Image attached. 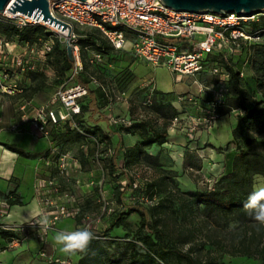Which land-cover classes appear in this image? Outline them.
<instances>
[{"label":"built area","instance_id":"obj_1","mask_svg":"<svg viewBox=\"0 0 264 264\" xmlns=\"http://www.w3.org/2000/svg\"><path fill=\"white\" fill-rule=\"evenodd\" d=\"M49 7L51 14L64 21L66 26L62 30L51 23L41 21L39 23L47 26L49 36L39 41L32 43L25 41V43L29 45L30 52H41L45 56L52 47L53 37L63 36L65 42L72 45L73 67L64 81L67 83L55 89L45 102L41 104L23 102L19 109L22 111L21 116L32 122L36 133L47 140V145L40 155V161L45 170L37 171L34 179V193L39 202L38 212L47 214L50 224L47 229L41 230L31 226L32 218L26 221H0V228L14 231L15 235L10 238L11 243L18 242L30 232L44 243L55 223L62 218L79 216L80 221L86 222L84 227H89L91 219L84 211L83 201L95 188L98 201H101V214L114 211L116 206L113 202L106 201L103 196L106 185L104 160L113 153L114 146L105 140L88 135L93 147L91 152L85 143L80 144V147L85 154L90 153L89 163L98 164V173L94 174L92 170L83 172L82 164L74 150L57 143L50 130L53 125L67 122L83 133L77 125L75 116L80 112L79 99L87 93V87L77 81L68 83L82 68L79 47L74 43L78 35L74 31V25L98 28L113 47L124 48L128 45V49L135 56L147 63L164 64L174 74L190 76L198 92L202 93L197 95L186 92L177 95L176 102L179 109L170 119L168 131L170 128L173 130L181 128L186 120L187 125L181 129H189L193 134L198 131L196 128L198 123L207 127L218 118L216 107L223 103L221 92L213 99H208L207 90L208 88L210 90V87L197 80V74L206 67L205 58L209 54L218 53L225 59H232L244 49H250L252 44L264 42V27H252L253 22L259 21L264 16V9L248 15L238 14L235 11L195 12L171 8L161 0H50ZM0 18L11 19L12 23L19 28L27 23H37L36 19L26 14L6 10L0 12ZM67 33L68 37L65 38ZM196 34L202 37L195 39ZM0 48L3 47L0 46ZM94 56L99 57L100 53L95 52ZM11 64L20 71L29 66L25 57L20 54L13 56ZM209 72L219 75V79L227 83L228 71L217 61L210 64ZM239 74H244L242 69ZM11 76L8 64L4 63L0 68V88L7 93H17L21 91L22 86L16 81L4 83ZM195 107L204 110L205 114L203 116L192 114L191 109ZM141 117L144 115L140 114L137 118ZM109 121L112 125L117 123L129 125L132 117L110 116ZM189 133L191 132H187ZM120 183L122 184L121 180ZM75 187L84 188L83 193L77 194L74 191ZM132 187H139L136 179H133ZM141 199L142 202L151 204L155 196L150 199L141 197ZM9 206L8 198L0 197V215H6ZM76 228H81V223L74 229ZM40 255L48 262L60 264L72 262L70 258L60 259L57 255L45 250H41Z\"/></svg>","mask_w":264,"mask_h":264},{"label":"trees","instance_id":"obj_2","mask_svg":"<svg viewBox=\"0 0 264 264\" xmlns=\"http://www.w3.org/2000/svg\"><path fill=\"white\" fill-rule=\"evenodd\" d=\"M257 26L264 27V16L259 21L252 23V27ZM113 27L123 28L121 26ZM0 32H3L8 37H14L18 41L30 43L44 39L49 34L46 26L42 23H27L19 28L8 18H0ZM76 33L78 35L74 43L79 47L81 58H84L88 47L96 52L108 54L110 45L100 36L98 29ZM243 51H245L246 55L250 52L249 62L252 68V76L258 85L264 86V42L254 43L250 49L246 48ZM45 57L46 63L51 62L61 75H67L73 67L74 59L68 57L66 45L62 44L60 37H54L52 47ZM210 60L211 63L219 61V65L228 71V96L226 100L229 101L227 102L229 108L242 111L238 121L231 129V141L235 144L236 151L225 154L227 156L226 170L215 179L209 188L185 190H182L177 185H171V182L166 180L169 175H160L154 181L146 184V188H150L147 196L150 198L155 196V193H152L154 192L152 188L156 185L165 188L167 190L166 195L157 197L156 201L148 205L136 200L125 204L121 210H118L115 206L114 211L109 213L114 216L110 219L108 225L99 233L94 234L95 238L89 248L85 252L77 253L76 261L70 264H182L183 262L184 264H216L215 260H202L201 257L194 255L191 250L178 248L175 242L168 240L166 231L159 224V218L155 216V212L167 208L168 205H173L174 198L178 201V207L173 210L174 212L176 209L181 211L183 218L189 214L194 216L199 210L203 209L210 212H234L238 224L243 227V230L247 227L252 229L247 239L253 249H251L250 245H245L241 248L240 253L251 255L252 251L264 252V247L262 249L258 247L264 239V226L256 222L243 207L248 195L254 188L253 175L260 174L264 176V138H260L257 135L259 130H264V97L255 99L246 90L241 82L244 74H239L240 67L236 65L235 60L225 59L218 53L209 54L205 58L206 63ZM88 70L87 64L82 62V68L74 76L78 82L85 86L89 82L86 73H91ZM151 92L142 105L145 111L144 117H132V122L129 125H124L123 123L111 124L114 128L118 127L126 132H134L137 129L143 132L142 139L138 144L123 150L122 156L127 164L139 161L150 162L154 166L157 164V156L149 155L145 148L153 143L160 145L166 141L170 119L178 112L171 102H163L158 98V95L159 97L162 96L160 91L153 89ZM84 96L79 99L80 112L75 116L77 125L82 129L83 133L77 128L70 126L67 122L53 125L50 129L53 139L62 147L72 148L70 143L75 142L77 144L78 150L72 149L81 162L82 167L89 163L88 155L90 153L88 155L85 154L80 144H87L90 152L93 148L90 138L87 137L88 135L112 144L110 135L107 132L101 131L97 126L87 124L81 117V112L85 106L81 102ZM147 113L150 115H147ZM158 118L162 120L160 126ZM3 144L11 150L23 152L14 144L5 142ZM116 157L117 150L114 147L113 153L107 156L104 162L105 165L108 163L111 168L120 172L118 175L119 179H117L115 184L116 193L114 192L113 194L119 202L123 203V195L125 196L126 194L130 198L134 195L133 190L136 192L140 187L133 188V177L129 176L126 179V183L120 188L122 186L120 178L122 174H125V168L117 165ZM183 164L191 169H199L201 165L198 155L189 148L184 151ZM106 172H109V167H106ZM111 172L114 173L113 170ZM93 192L97 193V189L95 188ZM8 194L14 198L9 200L14 201L16 198L14 191L10 190ZM95 197H97V194ZM88 201L90 199H84L83 208ZM130 213H136L139 217L136 231L132 232L130 238L124 241L121 249L117 251L115 249L110 250L109 246L112 244V241H110L112 238H108L106 235L114 227L118 225L122 227ZM76 218L79 221L80 217ZM14 235V231L10 229L0 228V236L11 238Z\"/></svg>","mask_w":264,"mask_h":264},{"label":"rangeland","instance_id":"obj_3","mask_svg":"<svg viewBox=\"0 0 264 264\" xmlns=\"http://www.w3.org/2000/svg\"><path fill=\"white\" fill-rule=\"evenodd\" d=\"M47 27V26H46ZM48 28H46L47 30ZM49 32V30H47ZM75 32H83V27L74 25ZM47 37L49 34L46 35ZM53 37V36H52ZM202 35L196 34L195 39L201 38ZM54 38V37H53ZM105 38V37H104ZM62 44L66 45L63 36L61 37ZM39 45H37L38 47ZM94 50L90 47L86 49L84 58H81L82 62L87 64L89 68L88 71L93 74V76L98 79L101 74V77H104L110 81L113 86L120 87L124 82H132L130 83V87L128 88L125 95L129 99L130 104L134 103H142L146 99V90L144 88H139L134 81L137 72H135L130 67V60L132 56L130 55H121V56H108L107 54H103L98 58L94 59L92 55ZM39 55L43 57V61L46 62V55L39 52ZM233 58L236 61V65L240 67V69L244 72V77H242V84L246 88V90L250 93L251 96L257 98L264 97V86L258 85L252 76V68L249 62V58L247 57L245 51L240 54L235 55ZM54 60V59H53ZM110 63V64H109ZM139 72H141L142 68L145 69L146 72H149L150 75L156 76V78L163 79L164 81L168 80L171 82L173 78V73L164 65H151L150 63L142 66L144 61L139 60ZM211 60L206 64L204 76L202 77L203 83L210 87L207 90V98L213 99L219 92L222 93V101L223 104L221 106H217L216 110L218 111V118L211 123L209 126L205 127L202 124H197L196 128L198 129L196 134H193L189 129H181L187 125V121L184 120V126H181L179 129H169V133H180L186 136L188 139L192 141H198L199 137L202 133L210 134L211 130L213 131V127L216 124L218 134L212 132L216 141L214 144L219 147L217 153L218 155L209 156L207 153V149L202 150L204 145L208 144L205 140L201 142L203 146H199V143H193L194 146L191 147V151H194L199 157L200 160V168L199 169H191L188 166H180L179 160L181 157V150L178 148L165 149L162 150L164 154L158 158V162L155 166H151L143 162L142 165H138L135 162H131L127 164L122 159L117 156V162H120L122 167L125 168V174H122L120 180H122L123 184L126 183L127 177H133L136 179L139 184V190L133 193L134 195L130 198L124 199L125 202L132 203V201H143L141 197H146L150 199L148 195L149 189L146 188L145 180L142 179L144 177L147 178H158L161 173L160 169L165 172V174L169 175L166 178L167 181L171 182V185H177V182H181V185L184 183H195L196 188H209L212 186L215 179L219 177L221 173L226 170L227 163V154L228 152H234L235 144L231 141V133L229 135V130L231 131L232 127L238 121L242 111L237 109H230L226 100L228 96L227 91V83H224L223 80H220L219 75L211 74L208 70L210 68ZM218 64L220 62L218 61ZM52 68V81L44 87L40 96L41 98H45L49 93L53 92L58 87L62 86V84H66V78L68 74H59L53 64L51 62L48 63ZM78 77V76H77ZM184 78H189L190 83H185V81H176L177 85L180 88H187L186 91L178 92V94H185L186 92H193L197 95H200L202 92H198L197 86L190 81L192 78L190 76L184 75ZM74 79L71 78L69 82H73ZM117 93V91H116ZM117 95H122L117 93ZM124 95V94H123ZM173 97V95H171ZM202 107V106H201ZM141 113V112H139ZM138 113V114H139ZM192 114L203 116L205 114L204 110L199 108H192ZM143 114V113H141ZM232 114V117L230 116ZM111 116H119V115H111ZM162 120H158L161 123ZM226 131L228 136L223 132ZM187 132H191L187 134ZM257 135L260 138H264V130H259ZM219 137V139L217 138ZM190 140V141H191ZM197 149V152L195 151ZM119 158V159H118ZM208 158V160L206 159ZM210 161V162H209ZM160 165H163L164 168ZM104 166L109 167V172H106V185L105 192L103 194L106 201H111L116 205L118 210L124 208L121 203L117 200L116 196L113 194L116 193L115 184L117 183V179H119L118 175L120 172L116 171V169L111 168L108 163ZM83 172L88 170H92L94 174L98 173V164L95 162L88 163L85 167L82 168ZM177 169V170H176ZM111 170H113L112 173ZM159 174V175H158ZM193 181V182H192ZM264 186V176L260 174L253 175V187H261ZM155 193V200L159 196L166 195V189L156 185L152 188ZM132 191V190H129ZM95 193V192H94ZM131 193V192H130ZM98 201V197H94L89 203L88 206L84 207V211L91 219L89 222V228L94 234L99 233L104 227L108 225L110 219L114 216L109 213H100V203ZM147 205L150 202H146ZM178 201L176 198L173 199V205H168L167 208L160 209L155 212V216L159 218V224L164 228L167 234V238L169 241L175 242V245L178 248L183 250H191L194 255L201 257L202 260L212 259L216 261V264H264V252H255L252 251L251 255L241 254L240 250L245 245H250L248 242L249 232L252 231L251 227H247L243 230V227L238 224V220L236 218V214L234 212H221V211H206L205 209L199 210L194 216L189 214L185 218L181 211L174 212V208L178 207ZM139 217L136 213H130L120 228L119 225L114 227L111 231H109L108 238H112L111 245L109 246L110 250L115 249L116 251L121 249L124 241L130 238L131 233L136 231V227L138 225ZM81 227H84L86 222L80 221ZM264 226V225H263ZM115 244V246H114ZM251 249H253L252 245H250ZM260 249L264 247V239L259 244ZM184 264V262L182 263Z\"/></svg>","mask_w":264,"mask_h":264},{"label":"crops","instance_id":"obj_4","mask_svg":"<svg viewBox=\"0 0 264 264\" xmlns=\"http://www.w3.org/2000/svg\"><path fill=\"white\" fill-rule=\"evenodd\" d=\"M98 29L93 27H84L83 30ZM99 30V29H98ZM126 34L129 32L125 31ZM100 36L110 45L108 50V56H121L123 54L132 56L130 60V67L137 75L134 79L135 83L139 88H144L146 90V99L149 93L153 89L158 90L162 93V96L158 98L163 102L169 101L172 103L176 109H179V105L176 102V97L178 92H183L188 90L187 88H180L176 81H185V83H190L189 78H184V76H179L177 74L173 75L171 82L168 80L156 78L154 75H150L142 68L139 72V60L144 61L142 64H148L145 60L135 56L129 49L128 45L124 48L113 47L109 40L101 33ZM105 37V38H104ZM0 68L4 63L8 64V69L12 76L9 80L4 81L8 84L11 81H16L22 86L21 91L17 93H7L2 88H0V197L14 199L13 196L8 194L10 190L15 193V200H9V210L6 215H0V221L2 222H13V221H26L32 218V213L39 211L38 198L34 193V179L37 174L38 169L45 170L40 161V155L47 145L46 138L39 136L33 127L32 122L28 118H23L21 116V110L19 106L23 102H28L29 104H41L45 102L53 92L49 93L44 99L41 98L40 94L45 86H47L52 81V68L46 62H44L43 57L36 52L29 51V45L25 41H18L14 37H8L3 32H0ZM93 52V56L94 53ZM23 55L29 66L25 70L20 71L17 67L11 64V59L14 55ZM102 53H100V56ZM250 52L247 53L249 58ZM99 56V57H100ZM95 57L94 59H98ZM234 56L233 58H235ZM232 58V59H233ZM234 60V59H233ZM110 64V63H109ZM209 71V70H208ZM171 72V71H170ZM205 69L197 74V80L203 82L202 77L204 76ZM89 82L86 85L88 92L83 97L82 103L85 105L81 117L89 125L97 126L101 131L107 132L110 135V140L117 150V156L122 159V152L127 147H132L139 143L142 139L143 132L139 129L134 132H126L118 127H113L109 121L111 115H119L125 117H138L141 113L145 114L144 107L142 103H134L128 101L129 99L125 95L131 82H124L120 87L113 86L108 79L101 77L96 79L93 74L86 73ZM77 81L74 79V82ZM192 81V79L190 80ZM78 82V81H77ZM195 86V83L192 81ZM122 95H117V93ZM124 94V95H123ZM173 95V97H171ZM29 108V107H28ZM141 112V113H139ZM139 113V114H138ZM149 115V113H147ZM232 117V114L230 115ZM158 120H161L158 118ZM162 122V121H161ZM160 126V122H158ZM16 125V127H12ZM211 130L210 134L202 133L198 141H192L186 136L180 133H169L162 144H151L145 148V151L152 156L161 157L164 152L162 150L178 148L181 150V157L179 160V165L183 164V154L186 148L194 146L193 143H199V146H203L201 142L207 141L208 144L204 145L202 150L207 149L209 156L218 155L217 146L214 144L216 141L212 132L218 134V129L216 124ZM220 132V131H219ZM228 136L226 131L223 132ZM231 131L229 130V135ZM219 139V137H217ZM191 140V141H190ZM9 143L14 144L23 152H17L11 150L3 144ZM74 150H78L77 144L70 143ZM197 152V149H195ZM118 158V159H119ZM117 159V157H116ZM208 160V158H206ZM210 162V161H209ZM117 165L122 166L120 162ZM138 165H142L143 161L135 162ZM146 164L154 166L150 162ZM164 168L163 165H160ZM177 170V169H176ZM160 175L165 174L167 171L161 170ZM84 174V173H82ZM158 174V175H159ZM159 175V176H160ZM158 176V177H159ZM156 178L144 177L145 183L154 181ZM122 181V180H121ZM123 182V181H122ZM193 182V181H192ZM177 186L182 190L185 189H195V183H184L177 182ZM68 187V185H64ZM123 187L120 186V188ZM74 191L79 194L83 193L84 188L75 187ZM97 193H88L86 199H90L85 204V207L91 203ZM129 198L128 195L122 196L123 203L119 202L124 206L129 204L125 202L124 199ZM11 201V202H10ZM80 221V220H79ZM77 218H62L59 219L54 228L48 233L44 243H41L31 232L28 236L20 239L18 242L11 243L10 238L0 236V264H60L57 262H48L44 257L40 255L41 250H45L48 253L57 255L60 259L70 258L72 262L76 261L78 254L69 255L60 251V246L54 243V237L59 231H70L77 227L80 223ZM121 228V226H119Z\"/></svg>","mask_w":264,"mask_h":264},{"label":"water","instance_id":"obj_5","mask_svg":"<svg viewBox=\"0 0 264 264\" xmlns=\"http://www.w3.org/2000/svg\"><path fill=\"white\" fill-rule=\"evenodd\" d=\"M166 6L177 10H189L195 12H229L238 14H252L264 9V0H161ZM50 0H0V12L4 10L26 14L37 22H48L63 30L66 23L50 12ZM41 20V21H40ZM68 37L65 35V38ZM66 51L70 59L72 56V45L66 42Z\"/></svg>","mask_w":264,"mask_h":264},{"label":"clouds","instance_id":"obj_6","mask_svg":"<svg viewBox=\"0 0 264 264\" xmlns=\"http://www.w3.org/2000/svg\"><path fill=\"white\" fill-rule=\"evenodd\" d=\"M243 207L256 222L264 225V186L254 187ZM32 220L31 226L41 230L47 229L50 224L49 216L41 212L32 213ZM94 238V233L85 226L70 231L57 232L54 243L60 246V251L63 253L74 255L85 252Z\"/></svg>","mask_w":264,"mask_h":264},{"label":"bare ground","instance_id":"obj_7","mask_svg":"<svg viewBox=\"0 0 264 264\" xmlns=\"http://www.w3.org/2000/svg\"><path fill=\"white\" fill-rule=\"evenodd\" d=\"M41 21V20H40Z\"/></svg>","mask_w":264,"mask_h":264}]
</instances>
